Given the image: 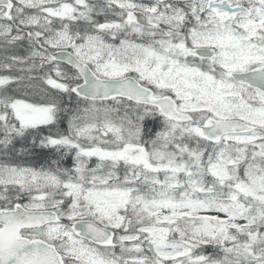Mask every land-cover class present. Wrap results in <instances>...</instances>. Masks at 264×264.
<instances>
[{"label": "snow or ice", "instance_id": "6c2138e0", "mask_svg": "<svg viewBox=\"0 0 264 264\" xmlns=\"http://www.w3.org/2000/svg\"><path fill=\"white\" fill-rule=\"evenodd\" d=\"M0 264H264V0H0Z\"/></svg>", "mask_w": 264, "mask_h": 264}]
</instances>
